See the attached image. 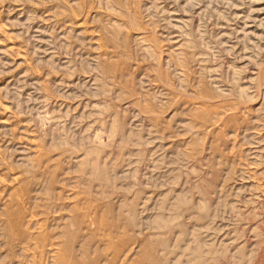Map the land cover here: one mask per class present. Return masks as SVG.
Wrapping results in <instances>:
<instances>
[{
    "label": "rangeland",
    "instance_id": "obj_1",
    "mask_svg": "<svg viewBox=\"0 0 264 264\" xmlns=\"http://www.w3.org/2000/svg\"><path fill=\"white\" fill-rule=\"evenodd\" d=\"M40 260L264 264V0H0V264Z\"/></svg>",
    "mask_w": 264,
    "mask_h": 264
},
{
    "label": "bare ground",
    "instance_id": "obj_2",
    "mask_svg": "<svg viewBox=\"0 0 264 264\" xmlns=\"http://www.w3.org/2000/svg\"><path fill=\"white\" fill-rule=\"evenodd\" d=\"M24 215V214H23ZM21 222V221H20ZM24 222V221H23ZM26 222V221H25ZM24 227V226H23ZM24 230V229H23ZM27 231V230H26ZM26 231H25V233H26ZM19 235L21 236V238H23L24 236L26 237V235L24 234V231H23V233L22 232H20V229H19ZM21 233L22 234H24V236L23 235H21ZM57 233V232H56ZM29 234V233H28ZM31 234V233H30ZM23 236V237H22ZM35 237H36V235H34ZM39 236H40V234H39ZM41 237V236H40ZM20 238V237H19ZM27 238H28V235H27ZM27 238H25V239H27ZM34 238V237H33ZM48 238V237H47ZM56 238V237H55ZM58 238V237H57ZM24 239V238H23ZM36 239V238H35ZM37 239H38V235H37ZM48 239H50V238H48ZM28 240H29V238H28ZM22 241V240H21ZM27 241V240H26ZM48 241V240H47ZM51 241V240H50ZM20 242V241H19ZM28 243H29V241H27ZM31 242V241H30ZM59 242H62V241H59ZM23 243H24V241H23ZM50 243V242H49ZM40 244V243H39ZM38 244V245H39ZM54 244V243H53ZM55 245H56V243H55ZM54 245V246H55ZM61 245V244H60ZM40 246V245H39ZM57 246V245H56ZM63 246V248L66 246L65 244H63L62 245ZM68 246H70V244L68 245ZM71 247V246H70ZM48 249V248H47ZM57 249H59V248H57ZM61 249V248H60ZM63 250V249H62ZM70 250V249H69ZM72 250V249H71ZM49 251H50V248H49ZM55 251V250H54ZM64 251V250H63ZM67 252H69L70 253V251H67ZM35 253H37V252H35ZM56 253H58L57 251H56ZM73 253V252H72ZM39 255V254H38ZM44 255H45V253H44ZM51 255V257L53 258V256L55 255L53 252L50 254ZM71 255V254H70ZM48 256H49V253H48ZM69 256V255H68ZM74 256V255H73ZM38 257V256H37ZM55 257V256H54ZM57 257V256H56ZM62 257V256H61ZM76 257L77 256H75V258H73V260L74 259H76ZM39 258V257H38ZM59 258V257H58ZM72 258V257H71ZM55 259V258H54ZM57 259V258H56ZM78 259V258H77ZM72 260V261H73ZM79 260V259H78ZM82 260V259H81ZM57 261V260H56ZM56 261H54V262H56ZM80 261V260H79ZM34 262V261H33ZM69 262V261H68ZM82 262H84V261H82ZM85 262H86V260H85ZM63 263V262H62ZM70 263V262H69ZM69 263H66V264H69ZM72 263V262H71ZM70 263V264H71ZM38 264H46V263H43V261L42 260H40L39 261V263ZM54 264H56V263H54ZM79 264V263H78ZM80 264H81V262H80ZM84 264V263H83Z\"/></svg>",
    "mask_w": 264,
    "mask_h": 264
}]
</instances>
